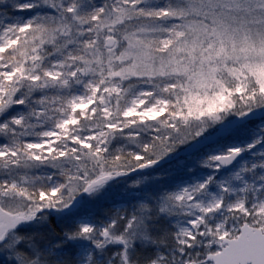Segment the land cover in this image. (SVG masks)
Returning a JSON list of instances; mask_svg holds the SVG:
<instances>
[{
  "label": "snow or ice",
  "instance_id": "6c2138e0",
  "mask_svg": "<svg viewBox=\"0 0 264 264\" xmlns=\"http://www.w3.org/2000/svg\"><path fill=\"white\" fill-rule=\"evenodd\" d=\"M0 264H264V0H0Z\"/></svg>",
  "mask_w": 264,
  "mask_h": 264
}]
</instances>
